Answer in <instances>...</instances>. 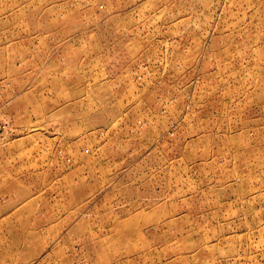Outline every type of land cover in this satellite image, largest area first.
Listing matches in <instances>:
<instances>
[{"label": "rangeland", "instance_id": "obj_1", "mask_svg": "<svg viewBox=\"0 0 264 264\" xmlns=\"http://www.w3.org/2000/svg\"><path fill=\"white\" fill-rule=\"evenodd\" d=\"M0 264H264V0H0Z\"/></svg>", "mask_w": 264, "mask_h": 264}]
</instances>
